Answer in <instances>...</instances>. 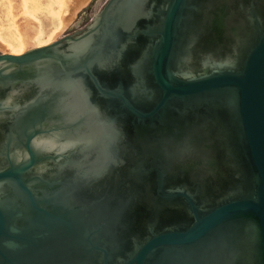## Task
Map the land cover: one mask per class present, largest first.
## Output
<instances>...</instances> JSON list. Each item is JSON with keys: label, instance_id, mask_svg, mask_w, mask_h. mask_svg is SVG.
<instances>
[{"label": "water", "instance_id": "water-1", "mask_svg": "<svg viewBox=\"0 0 264 264\" xmlns=\"http://www.w3.org/2000/svg\"><path fill=\"white\" fill-rule=\"evenodd\" d=\"M107 1L91 0L48 44L20 54L0 51V64L38 65L47 70L38 77L42 87L51 84L52 71L91 72L94 60L103 57L100 46L108 26L129 30L143 5V0ZM231 1L165 0L159 38L130 67L136 75L131 97L141 91L147 96L144 101L155 105L143 111L124 98L125 106L138 117L151 119L172 108V129L177 135L208 136L172 137V154L160 159L165 171L172 169L169 180L188 181L187 189L164 192L165 201L159 205L146 187L138 203L98 205L91 212H86L85 204L51 205L42 197L45 191L30 186L27 173L37 159L29 146V158H10L0 168V264H264V27L256 15L254 29L241 34L246 22L232 16L236 4ZM258 7L264 9L260 2ZM190 9L188 20L194 27L207 9L210 28L230 23L239 42L233 46L235 56L209 55L205 66L210 72L183 77L184 56L175 28ZM97 16L95 26L80 36L72 35ZM101 26L105 33L100 48L92 52L89 47ZM210 33L217 48H223L230 36L226 29H210ZM66 39L70 41L63 49ZM56 87L68 119L67 131L40 137L35 141L37 149L57 144L66 148L73 139L102 140L107 128L95 120L82 83L66 77ZM78 129L80 137H72ZM142 134L128 127L130 139ZM63 206L73 214L64 212ZM181 210L192 221L185 227L172 225ZM152 224L160 225L159 229ZM167 225L172 226L163 230ZM144 228L148 230L141 232Z\"/></svg>", "mask_w": 264, "mask_h": 264}, {"label": "flooded vegetation", "instance_id": "flooded-vegetation-1", "mask_svg": "<svg viewBox=\"0 0 264 264\" xmlns=\"http://www.w3.org/2000/svg\"><path fill=\"white\" fill-rule=\"evenodd\" d=\"M164 2L165 0H143L141 11L131 28L126 30L121 26L113 30L108 26L102 46L99 43L105 31L101 26L99 31L94 33L89 49L95 52L100 46V55L103 57L94 60L91 72L78 70L67 75L64 72L52 71L51 84L42 87L38 77L42 73H47V70L36 68L38 65L0 64V168H5L10 158L16 161L22 157L29 158L30 146L37 159L27 173L29 181L31 180L30 186L35 190L45 191L42 197L45 201H50L51 205L85 204L88 207L86 212H91L98 205L111 207L129 202L138 203L142 201L140 192L143 194L144 187L148 188L150 196L158 205L165 201L162 197L164 192L178 188L187 189L188 181L169 180L172 169L170 172L165 171L161 166L164 160L160 159L168 153L172 154V137L208 136L177 135L176 128L172 129V108L160 110L158 117L153 119L141 118L125 106L124 102V98L129 99L143 111H149L155 105L154 101L145 102L147 96L139 90L135 99L131 97L130 87L136 75L130 67L142 56L146 48L159 38L161 5ZM231 2L236 4L232 16L235 14L250 25L248 27L244 23L241 34L244 30L251 32L254 29L255 23L252 24V20L255 21L256 15L261 16L263 20L261 24L264 27V9L260 10L258 7L259 2L264 7V0ZM192 12L191 9L186 12L184 20L175 28L176 39L180 41L184 56L182 65L185 72L180 73L183 77L210 72L208 65L205 66L206 61H209V55L215 58L235 56L233 46H237L239 42L236 31L232 30L235 27L230 23L218 27L213 25L214 27L210 28L207 9L202 12L201 20L194 27L188 20L189 13ZM112 14L111 11L110 16ZM97 18L98 16L80 31L71 34L76 37L82 35L96 25ZM210 29L227 30L230 36L224 39L223 48L214 46L216 39L211 37ZM69 41L68 39L63 41V49L67 47ZM40 66L44 67V63ZM66 77L78 79L82 83L88 107L92 110L97 123L107 128L108 132L100 141L73 139L72 144L66 148H61V145L57 144L54 148L38 150L35 141L40 137L67 131L65 129L68 119L64 108L58 103L60 91L55 88ZM111 92L116 95L108 94ZM201 112L203 114V111ZM203 116L205 117V113ZM205 120L206 117L203 122ZM129 126L143 131V137L130 139ZM83 129L85 127L81 130ZM81 130H75L72 137L76 135L80 137ZM146 130L149 133H146ZM172 130H175L174 133ZM194 187L196 189L198 186ZM181 201L187 204L184 199ZM63 210L68 211L70 215L73 214L68 206H63ZM179 212L180 218L178 217V221H172V225L181 223L179 227L188 226L192 221L191 217L184 210ZM152 225L154 229L160 227L158 224ZM172 225L164 226L162 229ZM147 230L144 228V231H140Z\"/></svg>", "mask_w": 264, "mask_h": 264}, {"label": "rangeland", "instance_id": "rangeland-1", "mask_svg": "<svg viewBox=\"0 0 264 264\" xmlns=\"http://www.w3.org/2000/svg\"><path fill=\"white\" fill-rule=\"evenodd\" d=\"M61 1L0 0V36L8 38L11 36L17 37L16 35L19 34L21 39L26 44L22 52H24L28 48L37 47L38 45H45L52 42L69 27L68 26L65 30L61 31L52 38L51 32L57 30V26L59 24V22H57V14H59V10H62L59 9V7L61 6V3L59 4V2ZM61 7L63 8V6ZM66 14H68V12ZM15 28L18 30H16ZM14 29L16 30V32ZM41 41L44 43L42 44ZM13 48L15 47L13 46ZM0 51L2 53H12L11 49H1V47Z\"/></svg>", "mask_w": 264, "mask_h": 264}, {"label": "bare ground", "instance_id": "bare-ground-1", "mask_svg": "<svg viewBox=\"0 0 264 264\" xmlns=\"http://www.w3.org/2000/svg\"><path fill=\"white\" fill-rule=\"evenodd\" d=\"M90 1L91 0H63V1L59 2V4L61 3V6H63V8L59 5L61 7V8L59 7V9H62V10H59L60 12H59V14H57L58 15L57 22H59V24L57 26V30L51 32L52 33V35H51L52 38L54 36H56L58 33H60L61 31L65 30L68 26H70L71 23L77 18V15L80 12V10L82 8H84ZM67 12H68V14H66ZM38 26H37V28H38ZM53 29H54V27H53ZM16 30H18V29H16ZM16 30H15V32H16ZM45 30H46V28H45ZM48 31H50V30H48ZM37 32H39V31H37ZM38 34H36V35H38ZM16 36L17 37L11 36V37H8V38H4V37L0 36V47H1V49H11L12 53H14V54L22 53V51L24 50L26 44L21 39L19 34H17ZM51 36H50V38H51ZM33 37H35V36H33ZM33 40H34V38H33ZM43 43L44 42H42V44ZM13 46L15 48H13Z\"/></svg>", "mask_w": 264, "mask_h": 264}]
</instances>
